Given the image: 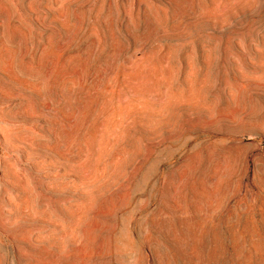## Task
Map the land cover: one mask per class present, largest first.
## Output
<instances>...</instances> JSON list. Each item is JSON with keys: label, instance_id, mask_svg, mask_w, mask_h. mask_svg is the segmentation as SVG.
Wrapping results in <instances>:
<instances>
[{"label": "rangeland", "instance_id": "374dc122", "mask_svg": "<svg viewBox=\"0 0 264 264\" xmlns=\"http://www.w3.org/2000/svg\"><path fill=\"white\" fill-rule=\"evenodd\" d=\"M0 264H264V0H0Z\"/></svg>", "mask_w": 264, "mask_h": 264}]
</instances>
